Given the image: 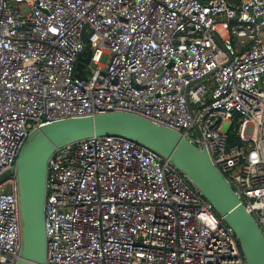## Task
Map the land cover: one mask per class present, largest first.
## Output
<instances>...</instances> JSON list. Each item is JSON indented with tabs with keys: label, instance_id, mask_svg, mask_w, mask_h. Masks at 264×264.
I'll list each match as a JSON object with an SVG mask.
<instances>
[{
	"label": "built area",
	"instance_id": "1",
	"mask_svg": "<svg viewBox=\"0 0 264 264\" xmlns=\"http://www.w3.org/2000/svg\"><path fill=\"white\" fill-rule=\"evenodd\" d=\"M111 111L206 149L264 234V0H0V175L32 131ZM45 217L48 264H247L201 192L123 137L53 154ZM20 250L12 179L0 264Z\"/></svg>",
	"mask_w": 264,
	"mask_h": 264
},
{
	"label": "water",
	"instance_id": "2",
	"mask_svg": "<svg viewBox=\"0 0 264 264\" xmlns=\"http://www.w3.org/2000/svg\"><path fill=\"white\" fill-rule=\"evenodd\" d=\"M91 54L88 49L79 56V78H86L83 69ZM189 107L192 110L190 103ZM94 137H123L171 162L234 230L247 264H264V234L208 151L172 129L122 111L62 119L32 131L15 165L0 175V185L12 179L17 182L21 250L16 264H48L45 208L49 160L58 149Z\"/></svg>",
	"mask_w": 264,
	"mask_h": 264
},
{
	"label": "trees",
	"instance_id": "3",
	"mask_svg": "<svg viewBox=\"0 0 264 264\" xmlns=\"http://www.w3.org/2000/svg\"><path fill=\"white\" fill-rule=\"evenodd\" d=\"M230 138H231V142L238 140L233 133L230 134Z\"/></svg>",
	"mask_w": 264,
	"mask_h": 264
}]
</instances>
